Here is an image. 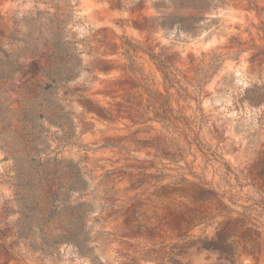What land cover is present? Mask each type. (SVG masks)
<instances>
[{"label": "rangeland", "instance_id": "rangeland-1", "mask_svg": "<svg viewBox=\"0 0 264 264\" xmlns=\"http://www.w3.org/2000/svg\"><path fill=\"white\" fill-rule=\"evenodd\" d=\"M152 1L139 11L110 0H0V59L5 53L22 68L0 82L1 106L12 110L0 126H18L19 107L35 106L48 149L31 166H67L83 189H63L66 203L56 201L44 224L15 187L33 154L0 131V264H264V0L192 12L205 20L188 38L144 29V18L157 15ZM127 41L137 47L129 50L135 74L126 70ZM146 51L171 66L173 82ZM68 64L73 78L42 91L40 67L51 65L58 78ZM133 84L158 97L143 94L137 106ZM165 97L171 121H147L145 100ZM199 186L217 195L191 199ZM78 215L88 256L65 242L50 255L45 242Z\"/></svg>", "mask_w": 264, "mask_h": 264}, {"label": "trees", "instance_id": "trees-1", "mask_svg": "<svg viewBox=\"0 0 264 264\" xmlns=\"http://www.w3.org/2000/svg\"><path fill=\"white\" fill-rule=\"evenodd\" d=\"M222 0H154L151 3L152 8L156 12L155 17L144 18V29L146 31H151L153 33L157 31L168 32L171 30H175L177 34L183 33L185 38L195 37L202 29L200 23L205 20L204 15H192L194 12L196 14H200L202 12H207L210 9H215L221 4ZM111 6L113 9L122 10L127 9L129 7H137L139 11L146 10L145 0H135L133 3L126 5L124 0H110ZM182 13L185 16H179L178 14ZM64 28L59 24L56 27L58 32L62 31ZM59 38V37H58ZM31 41H36L37 39L30 38ZM52 49L54 53H59V45H61V41L58 39L51 43ZM126 48L124 50V56L130 62V65L126 70L130 73L135 74L138 73L135 68V62L133 61V56L130 54V49H137L136 46L130 44L128 41L126 43ZM26 52H31L28 48H26ZM150 59L156 62L158 68L163 72L165 80H169L173 82L174 78H171V66L166 62L162 61L159 56L154 55L150 51H146ZM6 58L4 61L0 59V82H7L11 80L14 75L22 71V68L18 65L17 61L9 58V56L3 53ZM51 56H48V60L55 62V60ZM59 64V63H58ZM34 70H37L38 67L36 65L33 66ZM40 70L46 76L48 83L42 87V91L53 88L54 85H58L62 81L66 84L71 78L69 74L76 70V65H69L67 68V75L64 77H58V74L51 65L46 67H40ZM147 80V79H146ZM136 90V105L140 106L143 100V94H148L149 98L158 97L156 94L150 93L146 85H135L132 87ZM168 89V88H167ZM37 97V96H36ZM81 97V96H78ZM30 99L25 98L24 102H28ZM161 104L153 102L149 99H146L145 109L148 112H152V117L148 118L147 121H158V122H170V118L174 114V110L171 108L170 100L168 97L160 98ZM0 102V120L1 116H4L7 111H12L9 108H4L1 106ZM21 113V117L17 119L18 126L12 125L11 122L5 123L3 126H0V131H11V133L18 136V139L22 143L23 150H26V156L28 157L30 154L32 158L28 161V168L25 172L17 173L16 177L19 178L18 185L16 184V188L23 189L26 191L28 198L31 199V204L36 206L37 214L45 218L43 220L44 224H49L53 222V219L50 217L51 208H54V203L56 201L66 203V197H62V190L64 189L67 193L69 191H82V187H79L77 175H75L69 167L63 168L62 171H58L56 169V165H54L52 170H48L45 168L37 169L34 166H31V163L34 162L43 151L45 152L48 148L46 145V137L48 130L42 126L41 123H38L39 120L44 119V115L36 112L35 106H20L19 110ZM177 120L181 119L180 117H173ZM49 124H54L50 117L45 118ZM4 120V117H3ZM58 124L59 128L62 126ZM64 138L66 141L71 140L73 137V132L64 133ZM150 147L158 150L160 149L159 145H150ZM49 159H46L43 165L48 163ZM39 164V161H38ZM195 176V175H193ZM196 177V176H195ZM197 179H200L198 176ZM202 185H207V183L200 181ZM203 193H207L212 196H216L211 189H204L203 187L195 188L190 198L196 200L199 195ZM49 214V215H47ZM198 218V217H193ZM70 222L61 227L60 233L58 236L53 237L51 244L49 245L46 241V250L51 255L52 249L60 244V243H73L76 245L78 252L82 255L88 256V253L84 251V247H86V241H77L78 238L81 237L82 228H84V224L81 216H70ZM68 219V220H69ZM195 220H203V219H192ZM62 223L61 220H59ZM49 227V225H48ZM226 232H219V238L225 240ZM81 239V238H80ZM89 251V250H87Z\"/></svg>", "mask_w": 264, "mask_h": 264}]
</instances>
